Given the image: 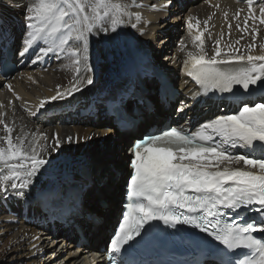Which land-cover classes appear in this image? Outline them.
I'll use <instances>...</instances> for the list:
<instances>
[{
  "label": "snow or ice",
  "instance_id": "1",
  "mask_svg": "<svg viewBox=\"0 0 264 264\" xmlns=\"http://www.w3.org/2000/svg\"><path fill=\"white\" fill-rule=\"evenodd\" d=\"M246 2L252 13L254 0ZM133 4L135 0L132 4L123 0H30L25 7L26 33L19 55L23 57L33 47H39L32 63L49 53H67L77 65L82 57L86 63L88 35L94 30L115 33L124 19L133 15L129 12ZM259 13L260 23L264 24V3H260ZM134 15L138 23L141 15ZM191 21L192 18L187 21L190 30L196 27ZM137 23H131V27L137 28ZM203 36L199 31L193 36L199 42L200 54L189 52L184 61L189 77L221 93H232L235 86L246 93H264V54H236L238 49L224 52L216 40L213 54L208 56ZM85 83L91 85L92 77L77 79L70 88L58 90L47 100L65 99L81 90L77 85ZM7 87L11 90L10 84ZM47 100L41 101L40 107ZM0 125L6 133L0 136V194L6 197L11 190L22 197L48 161L40 158L34 147L26 149L23 137H16L14 142V129L3 119ZM55 141L58 147V135ZM67 142L72 143L73 137H67ZM237 147L247 151H229ZM132 148L128 203L110 247L113 264L122 250L134 249L139 243L137 238L153 229V221L173 229L189 225L206 233L225 250L220 264H264V240L255 235L264 233V96L261 102H243L236 112L206 121L195 132L170 127L145 136ZM241 163L243 167L233 166ZM239 210L255 212L258 219L241 218L240 223L234 218L231 222L223 219L228 211L238 214ZM241 249L245 250L242 258H230ZM120 264L127 261L121 259Z\"/></svg>",
  "mask_w": 264,
  "mask_h": 264
},
{
  "label": "bare ground",
  "instance_id": "2",
  "mask_svg": "<svg viewBox=\"0 0 264 264\" xmlns=\"http://www.w3.org/2000/svg\"><path fill=\"white\" fill-rule=\"evenodd\" d=\"M26 1L12 0L11 5L9 3L1 5L2 12L7 16L11 25V15L23 18ZM123 2L132 4V0H123ZM142 2L148 4L146 9H144ZM152 5L161 7L162 3L159 0H136L135 4L129 8V12L133 15L130 19L126 17L124 23L115 33L96 30L90 33L88 35V59L86 63L83 61L77 77L72 75L70 69L60 65L62 60L60 55L63 54V59L66 60L72 58L70 55L67 53H49L43 57V60H47L45 66L42 64L43 60H38L36 63L31 61L11 82H7L0 89V119H3L14 129L12 133L14 142L16 137H23L26 149L30 150L34 147L40 158L48 161L33 178V184L30 188L24 190V196H15L11 190L6 197L0 194V242L3 241L4 236L10 237L9 241L3 242L2 246L4 249L11 250L13 255L10 257V261L13 263L17 262L15 260L17 258L24 260L25 264H90V261L93 264H100L102 255H100L99 249L104 244L105 230L109 227L111 219L118 209L116 199L120 195L121 183L128 172L125 168L126 144L129 139H135L136 135L142 134L151 125L149 123L140 124L135 130L136 135L133 133L118 134L113 130H104L102 129L104 123L100 118L96 122L86 120V128L66 127L65 124H50L46 127L45 125L36 126L33 123L35 121L32 113L36 104L55 96L58 90L64 91L70 88L77 79L92 77L96 74L100 78L108 75L109 70L116 68L125 61L128 53L142 40L149 47L151 44L155 46H151L152 59L180 86H183L179 82L176 65L169 62L161 64L158 62L157 53L161 55L170 53L172 57L178 58L181 52L176 49L178 40L175 39V35L184 27L183 42L178 44L189 42L190 47H192L193 36L197 30L203 28L205 20L208 23L218 24L215 34L210 37L213 46H215V41L219 40L222 49L235 51L238 46H244L243 39L253 38L255 44L249 51L252 54H264L261 47L264 46V29L258 31L259 35L256 36L253 32L257 31L258 22L247 17L243 20L242 15L237 17L238 9H235L233 14L230 10L228 17L214 21V17L218 18V16L206 2L191 6L187 13L175 14L176 9L168 7L161 11L156 10ZM136 12L141 15V20L138 23L134 15ZM189 18H192L191 22L196 25L191 30L187 27ZM131 23H137V28L133 29ZM229 45L231 48L228 47ZM249 51L244 52V54ZM186 52L187 50L182 51L183 61L188 59L189 52ZM191 53L197 55L194 52ZM50 67L51 70H58L56 76L53 77V74L46 72ZM9 84L11 90L7 87ZM10 101L14 104L12 110H8V102ZM75 117L77 118V116ZM72 121L77 122L78 120L72 119ZM97 124L98 128L96 127ZM4 135L6 133L3 130V125H0V136ZM57 135L61 139V144L58 147L55 141ZM69 136L73 137L72 143L67 142ZM106 137L113 141V148L110 147L109 154L100 163L90 167L86 177L92 187L87 190L82 198L84 211L101 217L103 224L101 226L90 224L86 225L85 229L83 228L89 243L88 246H82L84 248H78L74 241H69V244L66 243L65 238L61 235L54 236L49 233L46 236L47 234L39 228L37 222L33 223L36 217H40V215L36 207H32L30 202L25 201L28 193H31L36 185L48 182L55 173L60 171L63 165V161H60L62 155L79 156L82 153L90 152L97 153L98 157L101 158L102 153L108 147L107 143L102 142ZM115 171L119 172V177L115 175ZM99 201L107 202L109 204L108 209L111 210L108 212L107 208L101 209L98 206ZM5 259L7 257L0 259L2 264L6 263Z\"/></svg>",
  "mask_w": 264,
  "mask_h": 264
},
{
  "label": "rangeland",
  "instance_id": "3",
  "mask_svg": "<svg viewBox=\"0 0 264 264\" xmlns=\"http://www.w3.org/2000/svg\"><path fill=\"white\" fill-rule=\"evenodd\" d=\"M28 1V0H27ZM28 3H29V1H28ZM176 25V24H175ZM174 25V26H175ZM177 40V39H176ZM159 41V40H158ZM157 41V42H158ZM156 42V43H157ZM179 43V42H178ZM151 46H153V44H151ZM151 46L149 47V48H151ZM153 47H155V46H153ZM70 61H73V59H71ZM64 67L65 68H71L73 71H75V69H74V67H71V63L69 62V60H68V63H65V65H64ZM48 73H50V74H52L53 73V71L51 70V71H49ZM54 76H56V73L55 74H53V77ZM11 102V101H10ZM12 105V103H10L9 104V106H11ZM9 216V215H8ZM11 234V233H10ZM9 239H10V237L9 236H4V238H3V241L2 242H0V259L2 260V259H4L5 257H7V259H5V264H25V261L24 260H20V259H15L17 262L16 263H13L12 261H10V257L13 255V254H11V250H7V249H4L3 248V242H7V241H9ZM0 260V263L2 264L3 262ZM9 261V262H8Z\"/></svg>",
  "mask_w": 264,
  "mask_h": 264
}]
</instances>
